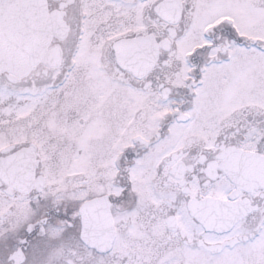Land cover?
<instances>
[{
	"label": "snow or ice",
	"instance_id": "1",
	"mask_svg": "<svg viewBox=\"0 0 264 264\" xmlns=\"http://www.w3.org/2000/svg\"><path fill=\"white\" fill-rule=\"evenodd\" d=\"M0 264H264V0H0Z\"/></svg>",
	"mask_w": 264,
	"mask_h": 264
}]
</instances>
